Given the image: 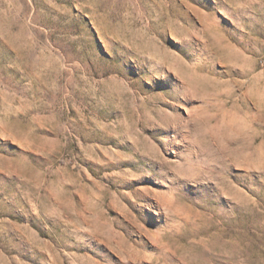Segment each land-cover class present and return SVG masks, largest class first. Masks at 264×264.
I'll return each mask as SVG.
<instances>
[{
  "label": "rangeland",
  "instance_id": "rangeland-1",
  "mask_svg": "<svg viewBox=\"0 0 264 264\" xmlns=\"http://www.w3.org/2000/svg\"><path fill=\"white\" fill-rule=\"evenodd\" d=\"M0 264H264V0H0Z\"/></svg>",
  "mask_w": 264,
  "mask_h": 264
}]
</instances>
